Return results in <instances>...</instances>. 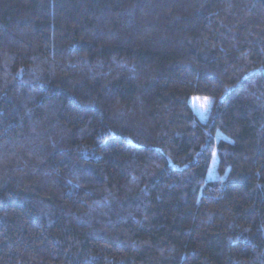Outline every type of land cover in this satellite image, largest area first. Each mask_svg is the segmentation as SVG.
Masks as SVG:
<instances>
[{"label":"trees","instance_id":"trees-1","mask_svg":"<svg viewBox=\"0 0 264 264\" xmlns=\"http://www.w3.org/2000/svg\"><path fill=\"white\" fill-rule=\"evenodd\" d=\"M0 264H264V0H0Z\"/></svg>","mask_w":264,"mask_h":264},{"label":"rangeland","instance_id":"rangeland-1","mask_svg":"<svg viewBox=\"0 0 264 264\" xmlns=\"http://www.w3.org/2000/svg\"><path fill=\"white\" fill-rule=\"evenodd\" d=\"M204 100H205V98L196 97V98L192 99V101H191V106L193 108V111L198 116V118L202 121L206 119L207 111L210 107V103L206 108L204 107ZM215 165H216V160L214 161V163L211 167L208 179H214L216 177Z\"/></svg>","mask_w":264,"mask_h":264},{"label":"snow or ice","instance_id":"snow-or-ice-1","mask_svg":"<svg viewBox=\"0 0 264 264\" xmlns=\"http://www.w3.org/2000/svg\"><path fill=\"white\" fill-rule=\"evenodd\" d=\"M209 103H210V101L207 98H205L204 107L206 108L209 105Z\"/></svg>","mask_w":264,"mask_h":264}]
</instances>
